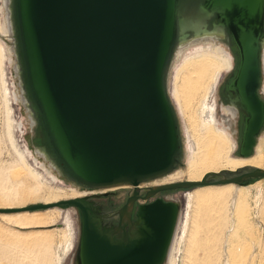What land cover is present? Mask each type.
Returning <instances> with one entry per match:
<instances>
[{
	"label": "water",
	"instance_id": "95a60500",
	"mask_svg": "<svg viewBox=\"0 0 264 264\" xmlns=\"http://www.w3.org/2000/svg\"><path fill=\"white\" fill-rule=\"evenodd\" d=\"M188 3L213 16L235 50L236 69L226 89L243 114L237 154L246 158L264 128V102L257 93L264 0H12L22 86L42 148L81 186L131 187L110 227L101 225L86 196L21 209L75 208L78 264H160L177 207L150 201L153 195L242 186L264 177L262 169L222 171L199 181L137 188L169 173L180 153L165 74L178 39V13ZM138 199L150 202L137 207L135 225L130 216Z\"/></svg>",
	"mask_w": 264,
	"mask_h": 264
},
{
	"label": "rangeland",
	"instance_id": "374dc122",
	"mask_svg": "<svg viewBox=\"0 0 264 264\" xmlns=\"http://www.w3.org/2000/svg\"><path fill=\"white\" fill-rule=\"evenodd\" d=\"M2 6L3 0H0V48L3 50L5 56L2 61L3 80L5 81L7 99L12 110V120L14 121L12 132L17 149L22 154L28 170H17L20 167L19 158L7 140L0 69V264H58L59 259H61L59 264H78L77 250L80 226L79 215L75 208L51 207L50 209L35 210L34 212L23 211L21 209L34 204L52 203L59 200L86 196L88 197L87 202L90 203L92 208L97 210L101 225L110 227L115 225L112 222V218L115 216L116 209L122 204L124 198L130 192L131 187L126 185L115 187L104 192L97 190L94 194L85 193L86 187L71 180L57 165L59 172L49 170L56 177H54L55 179L40 170V165L43 164L44 160L34 153L35 149H40L43 146L41 143L40 129L37 120L33 125L30 124L27 110L16 99V96L20 94L21 90L19 87V78L14 68L17 61L15 57L10 56L7 52L12 46V40L4 33L5 9ZM214 23L213 16H209L207 18L206 30L210 31ZM224 35L214 43L219 48L218 51L229 58L232 67L220 74L209 103L210 105L213 103L217 108L215 113L217 127L224 129L227 126L228 128V132L226 131V133L235 146L231 157L241 160L238 158L237 148L240 140L243 114L238 110L235 103L234 105L237 110L235 119L224 115L221 110V105L226 106L231 102L232 95L227 91L226 86L235 73L237 61L236 53L229 40L228 33L225 31ZM185 37L186 40H192L194 39V34L191 31H187ZM262 38L264 39V30ZM196 41L197 43L194 41L187 45L191 50L184 51L187 56L183 61L179 56L177 58L173 56L176 53L177 45L175 44L168 66L172 61L175 63L174 66L167 67L165 74V91L168 98L171 97L172 100L170 102L175 113L180 141V153L171 170L176 172L168 175L159 182L157 180L154 183H152L153 180L143 182L140 185L142 190L152 187V185L159 186L188 179L187 164L191 158L190 144L198 138L196 136V134L199 135L197 131L198 124H195V128V119L192 123L190 118L192 116L188 113L189 111L181 106L179 101L174 97L173 92L175 87L180 85L181 77L184 76L186 71L181 72L179 80L177 81V72L180 70L185 59L198 53L211 51L209 46L194 48L195 45L197 46L203 43L200 38ZM220 49L223 51H220ZM257 93L259 98L264 102V58L260 64ZM182 95L180 93L181 98ZM182 110L186 113L182 112ZM191 125L193 126L192 130ZM195 131L198 133H195ZM191 132L195 134H191ZM257 137L264 139V128ZM186 150L189 151L188 154L190 153L187 156ZM246 169L254 168L247 167L238 171L240 173L247 171ZM223 176L226 177L227 175ZM242 186H250L248 191L251 197L256 193H260L259 209L257 212L255 209L250 211L251 229L237 228V226H233L230 223L233 220L228 208V200L226 201L227 205L223 204L220 207L214 206V209L210 206L211 209L208 206H200V209L199 206H194L195 208L197 207V210L194 207L189 208L187 202L188 195L193 190L201 188L202 186L190 189L167 190L150 198L151 201L157 197L163 201L174 203L177 207L174 226L168 242L169 247H167L165 257L160 264H172L173 262L174 264H224L226 261L228 264H264V177L249 180ZM59 190L64 193L74 191L77 196L72 198H55L53 193ZM23 194H26V196H22ZM7 196L10 198H7ZM251 197L248 202L252 207ZM204 207L208 208L206 209ZM215 207H217V211L214 213ZM209 209L212 212L208 211ZM199 211L200 213L198 215ZM19 212L21 213L15 214ZM3 215L32 217L40 220V222H44V224L38 227L32 225L27 228L15 227L13 224L8 223ZM193 220L199 223V227H196L198 230L195 228ZM131 221L136 225L135 217ZM191 233L195 234L196 237ZM190 236L193 241L196 238L195 242L191 241ZM69 240L71 241V248L68 250L67 245H69ZM37 241H41V244L36 245L35 242ZM42 243L44 244L43 246Z\"/></svg>",
	"mask_w": 264,
	"mask_h": 264
},
{
	"label": "bare ground",
	"instance_id": "6f19581e",
	"mask_svg": "<svg viewBox=\"0 0 264 264\" xmlns=\"http://www.w3.org/2000/svg\"><path fill=\"white\" fill-rule=\"evenodd\" d=\"M2 8L5 9L4 33L8 36L10 40H12V46L8 49L7 52L10 56L15 57L17 61V63H15L14 68L19 78V87L21 90H20V94L16 96V99L17 101L21 102L24 105L28 113L30 124L33 125L36 121V115L30 105V102L26 96L25 90L22 86L21 67L17 60L18 58L17 46H16L13 18H12V0H3ZM208 17H209V14L203 11L201 8H199L197 4L195 3H192V4L188 3V5H185L182 8H180V11L177 17V38L178 39L176 41L177 47L175 51L176 53L175 55H173L174 57L177 58V56H179V58H181V60L183 61V59L187 56V54L184 53V51L191 50V48L190 47L188 48L187 45H189L191 42H194V41L197 43L196 40L199 38L202 39L203 43L201 45H197V46L195 45L194 48H198L201 46L203 47L209 46L211 49V51H207L204 53H198V54H195L185 59L180 70L177 72V81L179 80L181 72H183L184 70L186 71L184 73V76L181 77L182 79L180 80L181 81L180 85L179 86L177 85L173 92L174 97L179 101L181 106L185 110L189 111L188 113H190V116H192L190 117L192 120V123L195 119L194 125L198 124V130L197 129L196 130L199 132V135L196 134L198 138L197 137L195 138H197V140L193 141L190 144L191 154L190 153L189 154L191 155V158L187 164L188 179L185 181H199L205 174H208V173H218L222 171L234 172V171H238V170H241L247 167L264 170V139L262 138L260 139L259 137H257L255 140V144L253 146L251 155L246 158L237 156L238 158L241 159L239 160V159L231 157V153L235 150V146L231 142L230 138L228 137L226 133V131L228 132L227 126H225L224 129H219L217 127V122H216V117H215L217 108L215 107L213 103L212 105H210L209 101L216 88L215 86L217 84L220 74L223 71L229 70L232 67V63L227 56H225L223 53H220L218 51L219 48L214 43L216 40H219L223 37L225 31L220 26H217V25H213L212 29L210 31H207L206 24H207ZM187 31H191L194 34V39L186 40L185 33ZM260 45H261L260 57H261V60L263 61L264 39L261 40ZM220 51H223V50L220 49ZM4 57H5L4 52L0 48L1 84H2V93L4 97V106H5V117H6L5 122H6L7 140L10 143L13 151L19 158L20 167L17 170L18 171H20V169L28 170V167L25 165V161H24L22 154L17 149L16 141L14 139V135L12 132L14 121L12 120V116H11L12 110L10 108V104L7 99V89H6L5 81L3 80L4 74L2 73V61L4 60ZM174 63L173 61L172 63L170 62L169 66L170 67L174 66ZM169 66L168 68H170ZM180 93L183 94L182 98L180 97ZM169 97H170V92H169ZM169 100H171V97L169 98ZM221 110L223 111L224 115L230 116L232 119L235 117V114L237 111L236 106L234 105L233 102H230V104L226 106L221 105ZM182 112L184 111L182 110ZM176 114L178 115V113ZM187 121L189 120L187 119ZM192 128L193 126L191 127V130ZM195 128H196V125H195ZM198 132L195 131V133H198ZM192 133L194 132H191V134ZM188 152L189 151H187L186 156L189 155ZM34 153H36L37 156L42 158L45 162V163L43 162V164L40 165V170L43 171L48 176L55 179L56 177L52 175L49 170H56L57 172L59 171L52 157L44 150V148L35 149ZM175 172L176 171H171L166 175L156 177L155 179H152L153 183L155 182V180L159 182L163 178L167 177L168 175L174 174ZM152 180H149L147 182H150ZM141 184H143V182L139 183L137 188L141 189V186H140ZM126 185L127 184H116V185L101 187V188H86L84 192L94 194L95 191L97 190L99 192H104V191L111 190L112 188H115V187L126 186ZM249 187L250 186L241 187V186H237L233 184H226V185H221V186H216V187L202 186L201 188L193 190L188 195V198H187L188 206L189 208H192L194 206H199V209H200V206L201 207L210 206L212 209H214L213 208L214 206L220 207L221 205L226 204V201L228 200L227 201L228 208L230 210V214L233 220V222H230V223L233 224V226H237V228L240 227L243 229L245 228L248 229L250 228V218H251L250 211L255 209V211L257 212V210L259 209V204H260V193H256L253 197H251V194L248 191ZM53 195L55 196V198H60V197L72 198V197L77 196L76 192L74 191H70L69 193H66V192L64 193L63 191H60V190L53 193ZM22 196H26V194L25 195L23 194ZM250 197L252 198V204H253L252 207L248 202L250 200ZM7 198H10V197L7 196ZM43 204H48V203H43ZM216 208L217 207H215L214 213L217 211ZM194 209L197 210V207L196 208L194 207ZM210 209L208 211H211ZM31 212H34V211H31ZM20 213L21 212L15 213V214H20ZM199 213L200 211L198 212V215ZM3 216H5L4 219L8 223L13 224L15 227L19 226L20 228H27L31 225L38 227V226H43L42 224H44V222H40V220L36 218H32V217H24V216L17 217L15 215H3ZM196 219H197V216H196ZM193 224L195 225V228L199 225V223H197L194 220H193ZM196 229L198 230V228ZM193 235L195 236V234ZM194 236L192 237L194 238ZM194 239L196 240V238ZM195 240L193 241L191 238V241L195 242ZM35 244L39 245L41 244V241H37L35 242ZM43 245L44 244L42 243V246ZM70 248H71V241L69 240V245H67V249L69 250ZM60 261L61 259H59V263ZM172 264H174V262ZM224 264H228V262L226 261L224 262Z\"/></svg>",
	"mask_w": 264,
	"mask_h": 264
},
{
	"label": "flooded vegetation",
	"instance_id": "af4514ba",
	"mask_svg": "<svg viewBox=\"0 0 264 264\" xmlns=\"http://www.w3.org/2000/svg\"><path fill=\"white\" fill-rule=\"evenodd\" d=\"M153 183V182H152ZM152 187H154L153 185H152ZM161 192H166V191H161ZM161 192H158V193H156L155 195H157V194H159V193H161ZM143 192H141L140 193V196H143ZM155 195H153L152 197H154ZM151 197V198H152ZM126 198H127V196L124 198V200H123V202H122V204L116 209V211L124 204V202H125V200H126ZM155 199H157V197H155V198H153L152 200H155ZM151 200V201H152ZM148 202H150V201H142V200H140V199H138V200H136L134 203H133V205H132V210H131V220H133L134 219V215H135V212H136V210H137V207L139 206V205H143V204H147ZM113 220H112V222L116 225L117 224V221H118V217L115 215L113 218H112Z\"/></svg>",
	"mask_w": 264,
	"mask_h": 264
}]
</instances>
